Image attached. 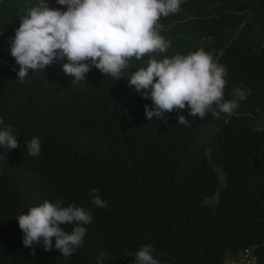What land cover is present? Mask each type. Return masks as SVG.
<instances>
[{
    "label": "trees",
    "instance_id": "1",
    "mask_svg": "<svg viewBox=\"0 0 264 264\" xmlns=\"http://www.w3.org/2000/svg\"><path fill=\"white\" fill-rule=\"evenodd\" d=\"M40 2L0 0V129L19 142L0 146V264H98L101 253L103 264H133L146 244L160 264H225L247 250L264 264V131H253L264 127V0H183L161 17L171 46L152 58L203 50L227 69L226 100L251 91L231 116L189 117L186 106L190 126L175 110L147 120L151 99L129 85L147 55L115 81L93 67L74 83L66 57L19 81L8 39ZM33 137L39 157L28 155ZM57 199L92 213L84 245L65 257L39 244L33 256L16 216Z\"/></svg>",
    "mask_w": 264,
    "mask_h": 264
},
{
    "label": "clouds",
    "instance_id": "2",
    "mask_svg": "<svg viewBox=\"0 0 264 264\" xmlns=\"http://www.w3.org/2000/svg\"><path fill=\"white\" fill-rule=\"evenodd\" d=\"M182 2L56 0L64 7L54 8L49 6V0H41L20 16L15 35L8 39L10 54L19 65L17 79L23 82L29 69L45 71L46 66L66 57L68 62L62 65V70L73 77L74 83L85 80L93 67L115 81L132 68L133 61H142L147 55V66L136 68L129 79L130 86L152 101L151 106H144L147 120L153 117L163 120L166 113L175 110L178 124L190 126L189 119L179 114L186 106L189 117L204 118L208 112L214 118H219L221 113L234 115L240 101L246 100L251 91L235 87L234 98L226 100L227 69L210 54L197 50L162 60L152 58V54L167 52L171 46V41L161 35V17L179 12ZM253 131H264V127L258 125ZM0 146L8 151L19 147L11 125L0 129ZM27 149L29 156L39 157V138L33 137ZM90 195L97 207L107 208V201L101 199L96 188L90 190ZM16 218L23 233L22 243L32 250L33 256L36 245L42 244L44 251L55 247L68 257L83 247L87 232L83 225L91 223L93 216L75 203L64 206V201L57 199L55 203L45 200L32 206ZM62 224L73 225L71 232H66ZM154 251L151 245L142 246L134 253L133 264H160L153 256ZM125 253L133 255L127 249ZM104 258L105 254L101 253L98 264H103Z\"/></svg>",
    "mask_w": 264,
    "mask_h": 264
},
{
    "label": "built area",
    "instance_id": "3",
    "mask_svg": "<svg viewBox=\"0 0 264 264\" xmlns=\"http://www.w3.org/2000/svg\"><path fill=\"white\" fill-rule=\"evenodd\" d=\"M225 264H261V263L258 262V260L255 258V256L251 251L247 250L240 259L236 260L229 258L225 262Z\"/></svg>",
    "mask_w": 264,
    "mask_h": 264
}]
</instances>
